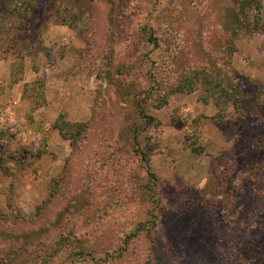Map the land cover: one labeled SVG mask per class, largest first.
<instances>
[{
    "label": "rangeland",
    "instance_id": "rangeland-1",
    "mask_svg": "<svg viewBox=\"0 0 264 264\" xmlns=\"http://www.w3.org/2000/svg\"><path fill=\"white\" fill-rule=\"evenodd\" d=\"M6 127L0 264H264V0H0Z\"/></svg>",
    "mask_w": 264,
    "mask_h": 264
},
{
    "label": "trees",
    "instance_id": "trees-1",
    "mask_svg": "<svg viewBox=\"0 0 264 264\" xmlns=\"http://www.w3.org/2000/svg\"><path fill=\"white\" fill-rule=\"evenodd\" d=\"M245 5L246 4L243 1V5H242L243 6V12H244ZM248 5H249V3H247V6ZM220 89H221V93L224 94L226 90L224 88H220ZM218 95L220 97V94H218ZM222 96L223 95H221V97ZM232 101H233V104L235 106L239 103V101L236 98L235 99L233 98ZM52 129L57 130L58 133H59V135L63 139L68 140V141H71L72 146L81 145V143L84 140H86V138H87L86 132L88 130H87L86 124H78V123H70V122H67L64 119V116L62 114L59 115L58 118L53 122ZM39 133H40V130L35 129V132H33V135H36V134H39ZM40 134L42 135V143L40 144V148H45L46 147V138H45L43 132H41ZM0 137L8 141V140H11L13 138V135L9 132V129L6 127V128H4V130H1ZM5 148L6 147L4 145H1L0 146V150L5 149ZM37 151L38 152L36 154V158L37 157H40L41 154L44 153V150L42 152L41 149H37ZM25 153H27V150H25V152H23V154L21 156V161L22 160H26ZM7 156H8L7 159L0 157L1 162L5 163L7 160L13 158V154H8ZM33 156L34 155H32V157ZM50 202H51V200H49L48 202H46L45 205H43L42 209H46L47 204L50 203ZM253 243H254V241L246 242L245 244H243V247L246 246V245H247V247H251V246L253 247ZM261 254H262V256H264V252L261 253Z\"/></svg>",
    "mask_w": 264,
    "mask_h": 264
}]
</instances>
